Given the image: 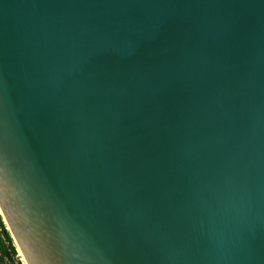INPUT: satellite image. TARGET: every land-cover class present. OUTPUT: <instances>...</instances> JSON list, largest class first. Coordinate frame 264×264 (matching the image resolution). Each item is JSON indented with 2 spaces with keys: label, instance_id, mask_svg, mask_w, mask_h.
I'll return each instance as SVG.
<instances>
[{
  "label": "water",
  "instance_id": "obj_1",
  "mask_svg": "<svg viewBox=\"0 0 264 264\" xmlns=\"http://www.w3.org/2000/svg\"><path fill=\"white\" fill-rule=\"evenodd\" d=\"M0 214L28 264H264V0H0Z\"/></svg>",
  "mask_w": 264,
  "mask_h": 264
},
{
  "label": "trees",
  "instance_id": "obj_2",
  "mask_svg": "<svg viewBox=\"0 0 264 264\" xmlns=\"http://www.w3.org/2000/svg\"><path fill=\"white\" fill-rule=\"evenodd\" d=\"M0 264H25L18 256L14 239L0 214Z\"/></svg>",
  "mask_w": 264,
  "mask_h": 264
},
{
  "label": "bare ground",
  "instance_id": "obj_3",
  "mask_svg": "<svg viewBox=\"0 0 264 264\" xmlns=\"http://www.w3.org/2000/svg\"><path fill=\"white\" fill-rule=\"evenodd\" d=\"M18 248H19V251L21 252V255H22V258H23V260H24V263H25V264H28L27 261H26V259H25V257H24V255H23V253H22V250L20 249L19 246H18Z\"/></svg>",
  "mask_w": 264,
  "mask_h": 264
},
{
  "label": "rangeland",
  "instance_id": "obj_4",
  "mask_svg": "<svg viewBox=\"0 0 264 264\" xmlns=\"http://www.w3.org/2000/svg\"><path fill=\"white\" fill-rule=\"evenodd\" d=\"M5 224H6V223H5ZM6 226H7V224H6ZM14 242H15V240H14ZM15 244H16V242H15ZM16 247H17V249H18V256H20V258L23 260L22 255H21V252L19 251V248H18L17 244H16ZM23 261H24V260H23Z\"/></svg>",
  "mask_w": 264,
  "mask_h": 264
}]
</instances>
